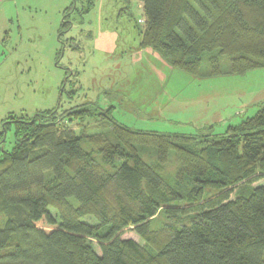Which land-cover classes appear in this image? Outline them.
<instances>
[{
    "label": "trees",
    "instance_id": "obj_1",
    "mask_svg": "<svg viewBox=\"0 0 264 264\" xmlns=\"http://www.w3.org/2000/svg\"><path fill=\"white\" fill-rule=\"evenodd\" d=\"M139 1L140 46L172 69L202 77L205 54L209 77L223 75L221 56L229 75L264 69V0ZM112 110L86 102L3 121L16 143L0 158V264H264V184L253 187L264 178V105L198 138L131 129ZM88 118L114 137L62 125ZM129 229L143 244L122 238Z\"/></svg>",
    "mask_w": 264,
    "mask_h": 264
},
{
    "label": "rangeland",
    "instance_id": "obj_2",
    "mask_svg": "<svg viewBox=\"0 0 264 264\" xmlns=\"http://www.w3.org/2000/svg\"><path fill=\"white\" fill-rule=\"evenodd\" d=\"M141 19L139 0H0V158L16 143L13 125L2 134L10 115L34 117L39 111L96 102L104 110L113 108L111 118L131 129L198 138L224 133L264 105V69L229 75V58L221 56L223 75L209 77L208 54L202 77L172 69L140 46ZM64 20L71 27L60 34ZM62 125L77 136L85 129L88 136L114 137L107 120L66 119ZM141 156L151 164L156 151L146 148ZM176 168L171 155L168 178H174ZM262 184L264 178L253 187ZM237 195L234 190L232 198ZM163 219L161 214L154 219V229ZM122 238L143 244L130 229Z\"/></svg>",
    "mask_w": 264,
    "mask_h": 264
},
{
    "label": "flooded vegetation",
    "instance_id": "obj_3",
    "mask_svg": "<svg viewBox=\"0 0 264 264\" xmlns=\"http://www.w3.org/2000/svg\"><path fill=\"white\" fill-rule=\"evenodd\" d=\"M64 21H65V20H64ZM69 24H70V23H69ZM70 27H71V24H70ZM67 31H68V30H67ZM64 32H66V30H65ZM67 82H68V81H67ZM67 82H66V83H67ZM64 89H65V88H64ZM37 114H38V112L35 114V116H36ZM35 116H34V117H35Z\"/></svg>",
    "mask_w": 264,
    "mask_h": 264
}]
</instances>
